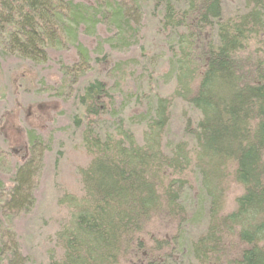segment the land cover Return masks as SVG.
Wrapping results in <instances>:
<instances>
[{
	"label": "trees",
	"instance_id": "obj_1",
	"mask_svg": "<svg viewBox=\"0 0 264 264\" xmlns=\"http://www.w3.org/2000/svg\"><path fill=\"white\" fill-rule=\"evenodd\" d=\"M223 3L0 0V48L44 64L50 51L71 45L66 69L96 72L75 97L74 125L91 157L80 171L83 194L60 199L70 200L69 220L55 235L61 258L48 264H264V0H243L231 16ZM146 6L157 25L154 59L139 45ZM137 46V58L114 60ZM143 65L146 88L128 94L126 111L112 82L121 87L126 69ZM168 83L173 91L161 94ZM177 101L198 119L183 111V136L169 141ZM37 113L3 132L0 168L10 169L7 181L0 177V264L24 260L12 224L35 205L45 120ZM130 127L143 128L140 142ZM201 209L206 229L186 251Z\"/></svg>",
	"mask_w": 264,
	"mask_h": 264
},
{
	"label": "rangeland",
	"instance_id": "obj_2",
	"mask_svg": "<svg viewBox=\"0 0 264 264\" xmlns=\"http://www.w3.org/2000/svg\"><path fill=\"white\" fill-rule=\"evenodd\" d=\"M223 1L226 16H231L243 9V0ZM150 12L151 9L146 6L139 45L145 46L148 50V57L154 59L160 49L155 48L159 39L155 36L156 21L149 17ZM79 40L87 46L90 45L88 38L80 37ZM73 49L71 45L57 48L48 53L46 63L32 64L0 48V147L4 150L7 148L3 132L8 125H18L20 122L24 126V119L31 122L38 119L40 114H34V110L41 109L45 112L42 114L45 116L42 122L43 131L37 133L42 143L37 146L36 155L43 158V168L34 194L35 205L30 212L19 214L12 224L24 259L20 264H48L50 259L58 261L61 258V250L55 244V235L69 220L67 206L70 205V200L64 199V205H62L60 199L66 195L80 198L83 194L80 171L89 166L91 157L83 149L81 132L74 125L73 118L79 114L75 97L79 93V88L94 78L96 72L94 68L84 74H79V70L66 69L67 65H71L74 60ZM138 50L139 46L125 53L114 52V60L119 62L137 58ZM144 67L143 65L134 69H126L127 75L123 74L120 78L123 80L121 87H118V84L115 87L112 82L113 89L120 94L119 98L122 99L126 111L133 107L128 94L140 86L146 88V84H142L144 80L141 79L149 72L145 71ZM65 73L68 74L70 83L62 82L66 77ZM56 84H61V89L58 90L55 87ZM158 91L169 95L173 91V85L172 83L160 84ZM183 111L189 114L194 121L198 119L197 115L192 112L193 110L185 104L175 102L171 112L169 141L181 139L183 136L184 120L181 116ZM142 129L141 127L131 128L138 142L141 141ZM9 169L7 163H3L0 168V177L6 181L9 178ZM190 198L189 194H185L184 203L189 205ZM231 203L228 207L230 210L233 208ZM193 216V225L187 229L185 241L182 243L185 248L182 249L188 248L189 244L206 229L205 210L201 209ZM151 233L154 231L151 230ZM183 253L174 257L180 258Z\"/></svg>",
	"mask_w": 264,
	"mask_h": 264
}]
</instances>
